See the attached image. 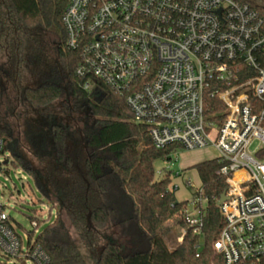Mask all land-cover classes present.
<instances>
[{"label": "built area", "instance_id": "1", "mask_svg": "<svg viewBox=\"0 0 264 264\" xmlns=\"http://www.w3.org/2000/svg\"><path fill=\"white\" fill-rule=\"evenodd\" d=\"M60 22L82 89L120 95L155 149L176 146L166 165L214 150L225 199L211 264H264V16L241 0H68ZM185 185L184 221L201 237L206 198ZM30 224L20 236L0 203V264L49 263Z\"/></svg>", "mask_w": 264, "mask_h": 264}, {"label": "trees", "instance_id": "2", "mask_svg": "<svg viewBox=\"0 0 264 264\" xmlns=\"http://www.w3.org/2000/svg\"><path fill=\"white\" fill-rule=\"evenodd\" d=\"M67 1L0 0V53L7 73L19 72L41 34L55 39L60 83L47 81L41 73L17 93L21 102L38 110V123L25 120L20 139L7 119L9 112L0 119L2 154L8 153L11 166L33 177L49 204L48 213L55 212L36 242L47 253L48 264H87L79 245L92 264H210L221 226L218 159L193 166L206 198L198 237L184 221L186 201L176 200L170 172L155 177L154 163L167 160L176 146L155 149L147 128L133 121L124 99L103 84L97 83L96 91L82 89V80L75 76L79 57L64 47L60 18ZM241 1L264 16V0L259 5ZM63 96L71 102L68 114L82 113L81 119L74 117L75 124L64 123L53 111ZM26 150L36 167H27ZM169 236L181 241L168 247Z\"/></svg>", "mask_w": 264, "mask_h": 264}, {"label": "rangeland", "instance_id": "3", "mask_svg": "<svg viewBox=\"0 0 264 264\" xmlns=\"http://www.w3.org/2000/svg\"><path fill=\"white\" fill-rule=\"evenodd\" d=\"M262 0H255L256 3L261 4ZM39 45L34 48L31 57L28 58L26 63L20 65V70L18 73L14 74L15 86L10 81V77L5 76L7 71V66H5V59L0 53V119L2 116L7 114V119L15 127V133L22 139V135H18L22 132V125L27 119H38V110H35L33 106L20 101L18 98L19 88L32 85L37 81L36 77L38 74L44 73L47 81L60 83L57 78V71L55 69L54 63L58 62L56 56V46L55 39L52 36L41 34ZM30 59V61H29ZM46 63V66L43 64ZM2 70V71H1ZM56 71V72H55ZM51 74V76H50ZM71 102L68 97L63 96L58 104L56 114L62 117L63 122L75 124L74 117L81 119V111H76L75 114L70 115L67 113V106H70ZM58 110V111H57ZM43 113V112H41ZM83 123L82 121H80ZM77 125V124H76ZM20 126V127H19ZM92 128L90 124L87 125V129ZM256 146L253 143L251 150ZM28 154L27 150L23 152ZM216 156L212 148H205L194 151L179 150L177 152L176 160L171 159L168 165L165 164L164 160H158L154 163L155 177H159L161 173L170 172V188H173L174 196L178 201H188L191 200V193L193 189L186 187L185 182L189 180L194 187L200 185L196 170L193 166L199 162L214 158ZM27 159L29 164L27 167L34 168L37 163L32 159L30 154H28ZM3 160L7 161L4 165ZM10 156L8 153L0 154V203L4 205L5 212L17 224V232L20 236L23 233L32 231L29 216L34 217L38 220V227L34 235H37L46 224H48L54 218L55 212L51 210L48 213L49 204L40 194L36 188L33 177L29 176L23 169L14 168L10 165ZM205 203L203 202V206ZM191 209V206L188 205ZM176 242H180L181 238L175 240L173 236H169L166 239L168 247H172ZM79 249L87 264H92L88 258L83 247L79 245ZM214 254V253H213ZM211 264V262H210Z\"/></svg>", "mask_w": 264, "mask_h": 264}, {"label": "flooded vegetation", "instance_id": "4", "mask_svg": "<svg viewBox=\"0 0 264 264\" xmlns=\"http://www.w3.org/2000/svg\"><path fill=\"white\" fill-rule=\"evenodd\" d=\"M6 74H5V76L8 78V77H10V81L13 83V86H15V79H14V74L12 73V74H10V73H7V72H5ZM38 117V116H37ZM28 120H32V122L31 123H33V121H34V123H35V121L38 123V120H39V117H38V119H28Z\"/></svg>", "mask_w": 264, "mask_h": 264}, {"label": "water", "instance_id": "5", "mask_svg": "<svg viewBox=\"0 0 264 264\" xmlns=\"http://www.w3.org/2000/svg\"><path fill=\"white\" fill-rule=\"evenodd\" d=\"M4 164H6V161H4ZM0 170H1V168H0ZM224 199H225V195H224V193H222L220 195L219 200L216 202V206L218 207Z\"/></svg>", "mask_w": 264, "mask_h": 264}, {"label": "crops", "instance_id": "6", "mask_svg": "<svg viewBox=\"0 0 264 264\" xmlns=\"http://www.w3.org/2000/svg\"><path fill=\"white\" fill-rule=\"evenodd\" d=\"M214 158H216V156L214 157ZM210 159H213V158H210ZM209 160V159H208ZM176 198V197H175ZM177 200V199H176ZM178 201V200H177Z\"/></svg>", "mask_w": 264, "mask_h": 264}]
</instances>
